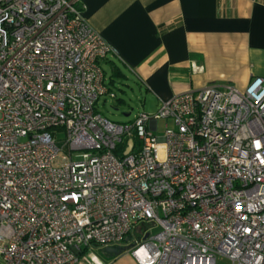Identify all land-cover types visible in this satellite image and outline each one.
Listing matches in <instances>:
<instances>
[{"label": "built area", "instance_id": "obj_1", "mask_svg": "<svg viewBox=\"0 0 264 264\" xmlns=\"http://www.w3.org/2000/svg\"><path fill=\"white\" fill-rule=\"evenodd\" d=\"M83 8L0 0V264L118 245L136 264H264V76L111 121V47Z\"/></svg>", "mask_w": 264, "mask_h": 264}, {"label": "crops", "instance_id": "obj_2", "mask_svg": "<svg viewBox=\"0 0 264 264\" xmlns=\"http://www.w3.org/2000/svg\"><path fill=\"white\" fill-rule=\"evenodd\" d=\"M81 2L83 17L111 47L100 62L105 84L112 91L114 80L134 78L155 111L185 91L210 83L242 90L264 76V0ZM102 256L104 264H136L125 251Z\"/></svg>", "mask_w": 264, "mask_h": 264}, {"label": "rangeland", "instance_id": "obj_3", "mask_svg": "<svg viewBox=\"0 0 264 264\" xmlns=\"http://www.w3.org/2000/svg\"><path fill=\"white\" fill-rule=\"evenodd\" d=\"M114 97L109 95L102 96L96 103V110L107 119L125 123L130 122L141 111L150 113L155 112V107H151L152 97L148 95L144 87L132 77L128 79H116L111 85ZM145 100H147L145 104ZM172 125L171 120H167ZM165 120H158L157 135L163 133ZM65 133H57V139H64ZM79 264H104L102 249L100 247H89L83 251L79 258ZM219 264H229L227 260L219 262Z\"/></svg>", "mask_w": 264, "mask_h": 264}, {"label": "water", "instance_id": "obj_4", "mask_svg": "<svg viewBox=\"0 0 264 264\" xmlns=\"http://www.w3.org/2000/svg\"><path fill=\"white\" fill-rule=\"evenodd\" d=\"M132 144H133V141L132 139H128V148L126 149L125 151V154L129 153L130 150H131V147H132ZM137 232H140L141 229H140V226H138L136 228ZM128 239L126 238L125 241H127ZM125 251V247L122 246V245H118V246H107V247H104L102 249V253L104 254H108V255H111V256H117L121 253H123Z\"/></svg>", "mask_w": 264, "mask_h": 264}, {"label": "trees", "instance_id": "obj_5", "mask_svg": "<svg viewBox=\"0 0 264 264\" xmlns=\"http://www.w3.org/2000/svg\"><path fill=\"white\" fill-rule=\"evenodd\" d=\"M77 6H78L79 8H81V3H78ZM134 140H135V139H134Z\"/></svg>", "mask_w": 264, "mask_h": 264}]
</instances>
